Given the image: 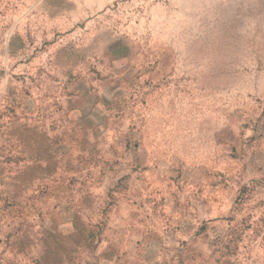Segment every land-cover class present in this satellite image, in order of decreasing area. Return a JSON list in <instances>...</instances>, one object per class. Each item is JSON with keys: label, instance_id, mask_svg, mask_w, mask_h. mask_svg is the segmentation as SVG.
I'll use <instances>...</instances> for the list:
<instances>
[{"label": "rangeland", "instance_id": "rangeland-1", "mask_svg": "<svg viewBox=\"0 0 264 264\" xmlns=\"http://www.w3.org/2000/svg\"><path fill=\"white\" fill-rule=\"evenodd\" d=\"M0 264H264V0H0Z\"/></svg>", "mask_w": 264, "mask_h": 264}]
</instances>
